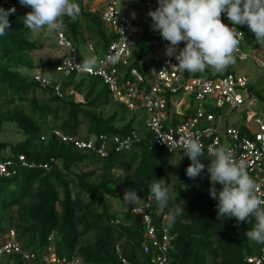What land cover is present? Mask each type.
<instances>
[{
	"label": "trees",
	"instance_id": "16d2710c",
	"mask_svg": "<svg viewBox=\"0 0 264 264\" xmlns=\"http://www.w3.org/2000/svg\"><path fill=\"white\" fill-rule=\"evenodd\" d=\"M86 1L92 0H73L78 15L75 19L62 18L64 35L76 55L79 45L90 43L102 56L115 36L101 20L100 12H92ZM17 5L18 0H0L5 10L15 8L7 17L5 35L0 36V134L6 127H13L20 140L15 144L0 141V157L20 155L33 167L16 165L13 175L0 177V244L12 229L21 249L34 254V259L0 255V264H45L42 256L48 246L56 257L78 258L80 264H121L122 260L126 264H153L151 261L160 253L146 237L143 214L133 211L146 205L145 215L155 237L160 240L162 229L171 237L165 264H252L247 262L249 258H258L264 264V244L245 235L255 218L249 216L245 222H237L235 218L217 217L216 201L208 195L213 185L206 172L190 180L185 174L188 158L179 160L181 154H169L156 147L143 123L139 127L130 114L133 111L111 101L101 78L76 73L61 74L58 79L46 76L60 59L36 53L41 48V37L33 40V33L46 35L45 29L32 31L25 27V11ZM236 27L243 36L242 48L249 44V48L264 50L247 26ZM157 39L154 31L137 34L130 67L143 73L135 59L154 51ZM238 61L235 58L233 64ZM35 71L48 79L49 85L36 82ZM231 71L227 68L223 75L233 74ZM192 74L216 75L209 68ZM57 83L61 97L54 93ZM247 88L264 107V95L254 87ZM81 126L86 129L84 136L78 135ZM55 130L84 142L99 135L123 137L135 131L139 142L117 153L109 146L107 156L101 158L56 138ZM201 159L207 165L210 156L203 152ZM153 179L165 180L169 188L164 212L148 191ZM214 187L219 189L220 185ZM126 189H135L140 203L112 211L109 200L122 201ZM175 207L183 208L184 214L169 227L165 214Z\"/></svg>",
	"mask_w": 264,
	"mask_h": 264
},
{
	"label": "built area",
	"instance_id": "2783aa9c",
	"mask_svg": "<svg viewBox=\"0 0 264 264\" xmlns=\"http://www.w3.org/2000/svg\"><path fill=\"white\" fill-rule=\"evenodd\" d=\"M100 1V18L112 31L115 40L109 43L107 51L102 56H98L92 45L87 43L86 47L92 57H95L96 66L84 68V64L77 59L74 48L61 27L59 31L54 32L55 44L65 53L59 57L60 62L54 71L64 76L76 73L101 78L107 86L112 102L121 103L128 110H140L144 113L143 126L146 133L152 136L156 147L164 149L169 154H182V145L188 138L197 139L202 145V151L208 156L210 146L226 147L231 151L234 161L243 162L246 165L245 171L256 184L255 195L264 200V112L256 109L258 101L247 88L249 79L234 74L194 76L186 71L181 72L174 67L177 62L164 55L167 44L164 40L155 43L154 51L135 59L143 73L130 67L134 59L135 39L139 30L127 13V6L131 5L147 13L155 8L156 0ZM17 6L25 13L30 11V8L22 7L19 3ZM90 10L98 11V0L94 8L90 7ZM221 22L233 27L223 13ZM235 28L239 46L234 57L239 61L251 59L259 68L264 69V63L258 59L260 50L250 47L247 52L243 51L242 33L236 26ZM113 57L115 60L111 59ZM34 79L42 85L50 83L41 75H35ZM53 88L54 93L61 97L59 84H55ZM175 96H189L195 102L194 107L187 106L186 113L176 114L181 118L177 122H174L170 112L174 104L172 99ZM207 99L213 102V109L217 110V113L201 107V103ZM222 109H225L226 113L221 114ZM232 111L245 113L244 122L241 125L245 127L243 131L240 129L241 126H223V119ZM53 133L61 141H70L77 148L88 149L101 158L107 156L109 146L113 147L117 153L128 151L139 142V136L135 131L123 137L99 135L97 139L91 138L85 142L65 137L56 130ZM16 165L33 167V165L26 164L20 155L16 158L0 157V177L13 175ZM147 206L143 207L144 211L139 214H143V222L147 227L146 237L151 239L152 246L160 253L151 262L165 264V251L171 237L165 229H162L160 240L155 237L153 229L149 226V219L145 215ZM133 211L135 212V209ZM142 248L144 251L147 250L145 244ZM10 254L20 255L24 260L34 259V254L21 249L12 229L5 235V241L0 244V255ZM42 261L45 264H80L78 258L67 260L56 257L49 246L45 249ZM260 261L258 258L247 259L248 263L253 264H260ZM121 264H126V262L122 260Z\"/></svg>",
	"mask_w": 264,
	"mask_h": 264
},
{
	"label": "clouds",
	"instance_id": "9594fccd",
	"mask_svg": "<svg viewBox=\"0 0 264 264\" xmlns=\"http://www.w3.org/2000/svg\"><path fill=\"white\" fill-rule=\"evenodd\" d=\"M18 3L30 8L23 16V24L32 31H59L63 17L75 19L78 15L73 0H18ZM14 12V7L7 10L0 7V36L5 35L9 27L7 17ZM140 13L150 17V29L167 42L164 55L174 59L177 62L174 67L181 72L200 73L206 68L222 72L233 64L234 53L239 46L234 31L237 25L247 26L255 42L264 45V0H156L153 10L147 13L140 10ZM222 13L233 27L221 22ZM130 17L134 24V16ZM181 42L183 47H178ZM111 59L115 60L114 57ZM94 64L95 57H92L85 61L83 67L89 68ZM76 99L81 101L78 96ZM208 153L210 159L205 165L201 162V143L194 138L183 143L179 160L187 157L190 161L185 169L186 176L195 179L206 172L210 185H213L208 195L216 201L217 217L235 218L237 222L254 217L255 224L245 235L255 243L264 244V200L255 195L256 184L245 171L246 165L234 161L231 151L222 145L210 146ZM216 184L220 185L219 189L214 187ZM148 191L159 210L164 212L170 198L165 180L153 179ZM122 200L126 208L140 203L135 189H126ZM143 211L142 206L135 209V213ZM182 213L184 211L180 207L167 212L165 220L168 226L171 227Z\"/></svg>",
	"mask_w": 264,
	"mask_h": 264
},
{
	"label": "rangeland",
	"instance_id": "374dc122",
	"mask_svg": "<svg viewBox=\"0 0 264 264\" xmlns=\"http://www.w3.org/2000/svg\"><path fill=\"white\" fill-rule=\"evenodd\" d=\"M85 4L89 6L90 3H88V1H86ZM127 7L132 11L131 16L132 17L134 16L137 19L138 25H143L144 22H148V24L151 23L150 17H148L147 14L137 13V11L131 5H128ZM44 31H45V34L47 36L44 35L43 33L41 34V36H37V34L33 33V37H32L33 40H35L37 37H41V39L38 42V44L40 45L41 48L38 51H36V53L40 54V55H46V56L51 55L54 58L60 57L65 52L56 47L55 35L52 32L47 31L46 29ZM157 34H158V32H157ZM160 40H162V39L159 36L158 41H160ZM248 50H249V44H245L243 46V51L247 52ZM78 51H79V53L76 56H77V59L82 64H84L85 61L92 58V55L89 52V50L87 49L86 44L79 45ZM258 59L264 63V50H262L258 53ZM95 66H96V63L92 67H95ZM227 68L228 69L230 68L232 70L231 72L234 75L245 76L246 78H248L249 79V86L254 87L255 90H257L259 93L264 95V69L259 68L253 62V60L246 59L245 61H238L236 64L229 65ZM209 69H211V68H209ZM210 72L214 73L218 76H221L224 74V71L216 72L213 69H211ZM47 73H46V76L50 79H55V78L58 79L59 76H61V74L55 73L54 71L53 72H47ZM34 74L40 75V72L35 71ZM180 97L181 96H178V98H180ZM78 98H80V97L78 96ZM183 98H184L185 103H187V106L189 108L195 106V102H194L192 97L186 96ZM201 107L207 111H212V112L214 111L215 113L218 112L217 110L213 109L214 108L213 102H211V100H209V99H207L205 102H202ZM256 109L264 112V107L261 106L258 102H257ZM223 113H226L225 109L221 110V114H223ZM130 114L135 116V118L137 119V124L139 125V127H141L142 123L145 119L144 113L140 110H134ZM244 118H245V113H239L237 111H232V112L228 113L225 116V118L223 119V126L234 125V126L239 127L244 122ZM85 134H86L85 126H81L78 130V135L84 136ZM19 140H20V136L16 134V129H14L13 127H6L4 132L0 134V141L4 142V143L15 144ZM4 153L5 152H3V155H4ZM162 155L165 156V153H162ZM116 174H119V173L116 172ZM121 190L122 189L119 188L120 192H121ZM109 204H110L112 211H119V210H121V208L123 210H127V208L125 207V205L123 203V200L118 202L116 200L110 199ZM121 204L124 206V208L121 207Z\"/></svg>",
	"mask_w": 264,
	"mask_h": 264
},
{
	"label": "crops",
	"instance_id": "0c3cea01",
	"mask_svg": "<svg viewBox=\"0 0 264 264\" xmlns=\"http://www.w3.org/2000/svg\"><path fill=\"white\" fill-rule=\"evenodd\" d=\"M97 2V0H92L90 2V7L94 8L95 3ZM156 3V2H155ZM157 6V5H156ZM134 9L137 11V13H140V9L134 7ZM101 10V1L98 0V11ZM127 13L129 14V16H131L132 11L130 9H127ZM133 18V17H132ZM134 25L138 28L139 33L140 32H152V30L150 29V24H148V22H144L143 25H138V21L137 19L134 17ZM138 34V33H137ZM158 38H159V34H157ZM178 47H183V43L181 42V44ZM211 70V69H210ZM226 70V69H225ZM224 70V72H225ZM173 107L170 108V112L172 113L171 115L174 118V122H177L179 120H181V118L176 115L177 113H186L187 111V103H185L184 98L181 96L180 98H178V96H175L173 99Z\"/></svg>",
	"mask_w": 264,
	"mask_h": 264
}]
</instances>
